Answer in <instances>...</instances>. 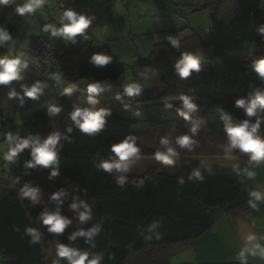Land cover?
Returning a JSON list of instances; mask_svg holds the SVG:
<instances>
[{
  "label": "trees",
  "instance_id": "trees-1",
  "mask_svg": "<svg viewBox=\"0 0 264 264\" xmlns=\"http://www.w3.org/2000/svg\"><path fill=\"white\" fill-rule=\"evenodd\" d=\"M118 1L59 2L63 13L72 10L89 22V27L80 34L87 35V39L82 38L86 52L63 79L86 92L89 85H99V93L89 92L99 97L90 112H105V123L97 133H83L77 125V120L82 123V118H72L77 110L60 95L30 113L22 112L21 126L15 130L14 148L24 140L29 141V146L12 159L13 179L0 180V258L3 264H51L48 252L56 240L71 248L102 254L101 264H170L182 246L200 238L220 220L246 183L241 169L201 170L198 159L233 154L249 167L264 162V159L251 160V154L232 148L225 131L226 122L239 126L247 121L251 126L259 120L255 135L264 139V110H258L251 117L246 113L256 94L264 93V77L255 71L257 63L264 60V52L247 53L220 42L228 21L247 13L254 28L256 46L264 47V32L260 31L264 28V0H202L190 6L192 12L210 10L214 15L211 42L206 45L200 35L194 33L177 41V46L172 43L156 46L146 61L149 64L143 72L146 81L135 77L138 81L133 80L130 86H135L137 93L131 96L126 92L130 86L125 87L122 82L128 65L116 57L108 42L97 43L87 34L114 22ZM10 4L11 0L7 4L0 3V28L9 34L29 14L17 13L5 27ZM208 46L215 49L211 59L198 58ZM0 54L5 55L1 46ZM97 54L110 56L111 62L107 66L94 65L91 58ZM185 55H190L200 67L199 72L190 71L188 77H182L176 68ZM80 81H85L88 87ZM107 85L117 94L113 99L105 90ZM182 96L190 98L194 110L186 106L172 110L162 108L163 103L182 100ZM103 97H108L109 101ZM241 99L244 107L236 104ZM52 107L60 111L52 113ZM0 115L4 113L0 111ZM199 119L206 123L204 130L194 125ZM51 136L57 137L56 164L49 168L28 167V163L33 162V142L42 146ZM181 136H188L194 142L181 147L177 144ZM127 137L133 138L138 149L133 157H154L156 152L167 153V149L172 148L175 155L170 158L180 160V172L167 175L152 169L142 175H124L119 169L106 172L100 168L103 162H115L111 146ZM163 140L168 143H162ZM53 168L59 175L50 178ZM194 172L199 176L193 175ZM121 177L124 178L122 185L118 183ZM26 187L41 190L51 199L53 194L64 193L59 201L52 199L55 210L59 209L62 216L71 220L62 234L47 231L39 218L45 212L50 213L47 202L44 198L33 202L24 197ZM73 203L87 205L91 218L81 222L78 211L84 208L73 210L70 207ZM96 226L100 227V232L93 238L95 247L86 243L85 237L69 239L78 231L87 232ZM27 228H32L39 236L38 242L31 243L33 236L26 233ZM60 264L67 261L60 258Z\"/></svg>",
  "mask_w": 264,
  "mask_h": 264
},
{
  "label": "rangeland",
  "instance_id": "rangeland-1",
  "mask_svg": "<svg viewBox=\"0 0 264 264\" xmlns=\"http://www.w3.org/2000/svg\"><path fill=\"white\" fill-rule=\"evenodd\" d=\"M151 1L154 4L156 3L154 6H156L157 4H161L156 7L158 9L157 12L162 10V1L164 2L166 10L178 9L177 6H175L172 2L169 3L166 0ZM26 2L27 0H11L10 12L7 18L5 19L4 23L5 27L10 24L13 18L16 16V7L18 5L23 6V4ZM46 2H50L51 6L49 7V11H52L51 14L48 13L44 8H41L37 13L34 12L32 14L25 15L22 18L21 22L18 24V26L15 28V30L10 34L12 40L5 42V44L3 45H0L5 51V55L2 56L0 54V60H3L5 57L9 59L21 58V65L18 66L20 79L12 81L7 85H0V109L3 111L4 115L10 119L11 123L17 129L19 128L22 112L25 111L27 113H30L42 106L37 105L40 98L42 97L44 100V97H46L48 94L53 93L55 84L63 82L62 80L53 78L41 79L27 66H24L26 65L25 54L30 39L34 35L38 36L42 34L41 32L45 29V26L51 25L52 19L55 20L56 24L61 23V20L57 19L58 17L62 16L63 13L59 9L60 0H46ZM136 2V6L139 5L141 8V13H138V15L135 17V31L142 29H149L153 31L157 30V19L153 16L157 13L154 12L151 13L149 16H144L143 18H141L143 14L146 13L147 9L145 8L147 7V3L146 0H136ZM198 2L202 3L203 1L200 0ZM119 5H121V2H119L118 6ZM198 13H203V19L198 18L194 24L198 25V29L201 33H199V35L204 41V43L208 45L212 39L213 14L210 10H204ZM95 31H91L87 34L100 43L102 42V38H106L109 33V30H106V28L97 29ZM45 37L50 41L53 48L57 47L60 50H64V47L67 48L75 62H78L86 52L85 44L82 41L84 35L82 36L79 34L72 38H68L66 36L63 37L60 35L54 36L52 35V29L48 28V30L45 31ZM153 40L154 38L152 37H140L136 38L135 42H131L132 44L120 41L118 43H114V49L116 54L119 56L120 60L123 63L128 65V70L122 78V82L124 83L125 87L130 86L133 80H135V77H138L141 82L146 81L143 72L147 70L146 61L150 57L153 48L155 47V44H153ZM220 42L225 47H229L247 53H255L257 50L256 38L249 14L246 13L239 16H235L231 20H229L220 39ZM214 53V47L208 46L206 51L198 55V58L207 61L211 59V56ZM80 82L84 85H87L85 81ZM37 85H39L41 89L40 92L37 94V97L35 99L27 97L25 95V90H30L32 87ZM105 90L109 92L112 99L117 96V94H114L108 85L105 87ZM99 91L100 88L95 93H99ZM13 92L15 93V95H11ZM103 99L109 101L108 97H103ZM45 103L46 101L43 104ZM182 106H185L183 100H181V102L169 101L163 103L162 108L164 110H172ZM151 107L154 108V106ZM196 126L199 130L202 129V126L200 124ZM16 134L17 131H0V169L7 172L5 175L6 177H4L6 179L10 178V180H12L14 177L11 171L13 169L11 165L12 161L5 160L4 155L10 150V148L14 147ZM9 135L13 137V140L11 142L8 140ZM224 150L228 152L229 148H226ZM170 159L173 160V164L171 165H166L162 162L156 161L154 157H130L126 161H119L118 157H116L115 162L127 164V170H120L122 174L141 175L147 172L148 170L157 169L161 173L167 175H174L180 167V160L176 158ZM205 159L206 160L203 161V164L211 166V168H231L232 166H234L232 161L227 160L225 156L206 157ZM2 167H4V169ZM37 194L39 199L44 198L46 200L50 213L56 212L54 201L51 198H49L41 190H39ZM58 244H60L59 240H56L48 252V260L51 264H53V261L57 259L56 248ZM0 264H3L1 258Z\"/></svg>",
  "mask_w": 264,
  "mask_h": 264
},
{
  "label": "clouds",
  "instance_id": "clouds-1",
  "mask_svg": "<svg viewBox=\"0 0 264 264\" xmlns=\"http://www.w3.org/2000/svg\"><path fill=\"white\" fill-rule=\"evenodd\" d=\"M10 0H0V3H9ZM41 5V0H28V2L24 3L23 6L18 5L16 7V12L20 16H24L26 13H32L35 9L39 8ZM57 19L63 21H68L70 23H65L62 28L58 31L53 25L45 26V31L48 28L52 29V35H64L68 38L75 37L84 32L86 28L89 27V22L85 19L83 15L77 16L72 10L65 11L62 16ZM261 32H264V28L260 29ZM11 35L0 28V45L5 44V42L11 41ZM173 46H177L178 42L176 40H171ZM111 57L104 54L93 55L91 58V62L96 66H107L111 62ZM21 65V58H12L9 59L5 57L3 60H0V85H7L12 81L20 79L18 66ZM26 66V65H24ZM179 74L182 77H188L190 75V71L199 72L200 67L195 59H193L190 55H185L184 60L176 65ZM255 71L261 76L264 77V60H261L257 63L255 67ZM40 86H34L30 90H25V95L29 98L35 99L37 94L40 92ZM99 90V85L92 84L89 85V92H97ZM126 92L129 96L137 93V88L135 86H130L126 88ZM11 95H15L13 92ZM181 99L184 102V105L189 110H194V105L190 102V98L187 96H182ZM237 106L244 107V100H237ZM258 110H264V93L258 92L251 102V104L246 108V113L248 116H253L257 113ZM52 113H58L60 111L59 108L52 107L50 109ZM181 115H185L186 113L181 112ZM105 112H90V111H75L72 113V118L76 120L77 117L82 118V123L80 120H77V125L83 133L93 134L100 131L105 123L104 121ZM260 126V121L257 120L256 124L249 125L247 121H244L239 126H233L231 123L226 122L225 131L229 138V143L232 148H238L242 153L251 154V160H262L264 159V139H261L259 136L255 135L258 132ZM193 133H195L196 129H192ZM8 140L11 142L13 137L11 135L8 136ZM194 141L188 136H181L177 139V144L181 147L190 146ZM162 143L167 144V140H163ZM33 152H32V161L28 163V167H34L36 165L43 166L44 168H49L51 165L56 164L57 161V153L54 150L57 144V137L51 136L42 146L35 145L33 142ZM29 146V141L24 140L20 144H18L15 148H10V150L5 153L4 159L7 161H12V159L17 155L19 151ZM111 153L114 154L115 157H118L119 161H126L130 157H133L137 154L138 149L134 146V140L132 137H127L123 141L113 144L110 149ZM171 155H175V152L172 148L167 149V153L156 152L154 154V159L156 161L162 162L166 165L173 164V160L170 159ZM104 171L111 172L113 169H119L121 171L127 170V164H122L120 162H103L100 166ZM58 171L53 168L51 171V176H58ZM193 175L199 176L198 172H194ZM253 173H249V176H252ZM119 184L124 183V178L121 177L118 179ZM64 195L63 192L58 194H53V200H60V197ZM23 196L30 198L33 202H35L38 198L36 189L25 188L23 190ZM249 196L253 199L248 201V204L251 208L257 209L258 205L255 201L264 202V191L253 190L249 192ZM73 210H78L79 208H84V211H78V217L81 222H86L91 218L90 211L87 205L80 204L77 205L73 203L70 206ZM40 220L42 224L47 227V231L49 233L54 234H62L65 229L71 224V220L62 216L60 214L59 209L56 212L48 213L45 212L40 215ZM27 234L33 236V240L31 243H36L39 240V236L35 234V231L32 228H27ZM100 232V227H93L91 230L78 231L72 234L69 239L75 240L77 236L85 237L86 243H92L93 238L98 235ZM159 238V237H158ZM257 237L255 235H249L247 237V241L252 244L251 247L245 246L243 247L238 255L235 257L241 264H247L248 258L252 257L253 259L258 258L261 261H264V243H252L256 241ZM261 240H264V237H261ZM92 247H95V244L92 243ZM57 259L53 261V264H60V258H64L67 261V264H101V261L104 259L102 254H96L91 251H82L76 248H71L62 244H58L56 248Z\"/></svg>",
  "mask_w": 264,
  "mask_h": 264
},
{
  "label": "crops",
  "instance_id": "crops-1",
  "mask_svg": "<svg viewBox=\"0 0 264 264\" xmlns=\"http://www.w3.org/2000/svg\"><path fill=\"white\" fill-rule=\"evenodd\" d=\"M166 1L169 3L172 2L175 6H177L178 9L166 10L164 2L162 1V10L157 12L158 9L156 7L161 4H157L156 6H154L156 3L154 4L151 0H146L147 7L145 9L147 10L141 18H143L144 16H149L151 13L156 12L157 14H154L153 16L157 19V30L153 31L149 29H142L135 31V17L138 15V13H141L140 6H136V0H119L114 9V22L107 27H103L106 28V30H109V33L106 38H102L101 43L108 42L111 45L116 57L119 58L114 49V43H118L119 41L132 44L131 42H135L136 38L152 37L154 38L153 44H155L156 47L161 44L171 43V40L182 41L186 38L191 37L194 33H200L198 25L194 23L198 18L203 19V13L199 14L198 12H192L191 8H189L192 5L199 4L200 2L198 1L200 0ZM119 2H121V5L118 6ZM47 4L49 5L47 6ZM50 6V2L41 0L40 9L44 8L48 13L51 14L52 11H49ZM51 21V25H53L57 31L61 28L60 26L65 23V21H60L61 23L56 24L54 19H52ZM41 33L42 34L38 36L34 35L30 39L27 49L36 38L45 37V31L43 30ZM60 36L64 37V35ZM94 40L97 43H100L96 39ZM155 47L153 48V50L155 49ZM54 50L59 54H70L69 50L65 47L64 50H60L57 47L54 48ZM148 68L149 64H147V69ZM59 80H62L63 82L55 84L53 93L48 94L46 97H44V100L41 97L37 105H43L45 101L48 102L50 99L54 98L57 95L63 97L76 110L79 111H90V107L97 102L99 98L97 95L86 92L78 87H74V84L68 79ZM179 102H181V100H179ZM0 111L2 110L0 109ZM198 124L202 126L201 130L205 129L206 123L203 119H199L195 122L194 125L196 128H198L196 126ZM20 126L21 119L19 127ZM0 131L6 130L0 129ZM205 158L206 157L198 159L201 165V170H208L211 168V166L203 164V161L206 160ZM225 158L227 160H231L234 166H232L231 168H222L230 170L241 169L242 175L246 180L245 185L243 186L236 200L228 207V210L224 213L220 220L200 238L196 239L190 244L182 246L179 253H177L176 256L172 258L170 264L241 263V261H239L235 257L243 247L252 246V244L247 241V237L249 235H255L257 237V240L253 241L252 243H264V240H261V237H264V202L255 201L258 205L257 209L251 208L248 204V201L250 199H253L249 196L250 191H264V162L254 167H249V164L237 155L231 154L225 156ZM11 165L13 167V169L11 168V171H13L15 168L13 160L11 162ZM2 168L4 169V167ZM1 172L4 174L0 175V180L6 179L4 178V176L7 172L4 170H1L0 173ZM179 172L180 167L174 175H177ZM249 173H253V175L249 176ZM245 208H250V215H245L243 213V210ZM247 264H264V261H261L258 258L253 259L252 257H249Z\"/></svg>",
  "mask_w": 264,
  "mask_h": 264
},
{
  "label": "built area",
  "instance_id": "built-area-1",
  "mask_svg": "<svg viewBox=\"0 0 264 264\" xmlns=\"http://www.w3.org/2000/svg\"><path fill=\"white\" fill-rule=\"evenodd\" d=\"M48 5L49 4H47V6ZM62 7H64V5H62ZM39 9L40 7L35 9L34 12L37 13ZM83 38L87 39V35H84ZM257 51L264 52V47L257 48ZM25 64L41 79H63L66 75L72 72L75 67V61L72 56L68 54H58L52 47L50 41L45 37L36 38L27 49L25 54ZM137 81L138 79L135 78L134 82ZM0 129L6 131L16 130L10 119L5 115H0ZM243 213L245 215H250V208H245Z\"/></svg>",
  "mask_w": 264,
  "mask_h": 264
},
{
  "label": "water",
  "instance_id": "water-1",
  "mask_svg": "<svg viewBox=\"0 0 264 264\" xmlns=\"http://www.w3.org/2000/svg\"><path fill=\"white\" fill-rule=\"evenodd\" d=\"M213 17H214V15H213Z\"/></svg>",
  "mask_w": 264,
  "mask_h": 264
}]
</instances>
